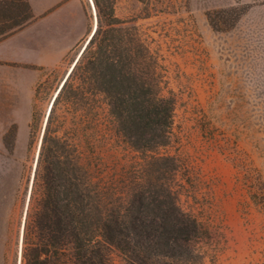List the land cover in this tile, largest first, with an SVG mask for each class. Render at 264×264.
I'll list each match as a JSON object with an SVG mask.
<instances>
[{
    "label": "rangeland",
    "instance_id": "rangeland-1",
    "mask_svg": "<svg viewBox=\"0 0 264 264\" xmlns=\"http://www.w3.org/2000/svg\"><path fill=\"white\" fill-rule=\"evenodd\" d=\"M6 2L14 13L17 1ZM71 6L85 16V31L67 54L51 67L36 66L27 89L22 83L32 77L19 68L0 75V264H23L53 104L98 28L100 8L138 28L158 58L161 85L174 94L176 110L170 143L144 154L124 143L100 97L89 123L94 150L114 164L115 175L124 156L137 175L146 155L175 157V177L168 181L200 226L189 260L181 263L264 264V0H70L60 13L70 15ZM77 24L67 17L55 28L56 38H67ZM65 115L70 126V111L62 108L52 116ZM110 264H127L117 248L110 250Z\"/></svg>",
    "mask_w": 264,
    "mask_h": 264
},
{
    "label": "trees",
    "instance_id": "trees-1",
    "mask_svg": "<svg viewBox=\"0 0 264 264\" xmlns=\"http://www.w3.org/2000/svg\"><path fill=\"white\" fill-rule=\"evenodd\" d=\"M6 1L0 0V39L34 19L29 0H16L14 13ZM79 53L44 136L36 174L40 197L28 214L23 264H110L112 248L127 264H171L165 257L183 264L200 226L168 181L175 177V157L146 155L137 175L124 156L115 175L114 164L94 150L89 124L103 97L128 148L148 154L168 145L176 99L161 85L158 58L137 27L101 8L98 28ZM62 108L73 114L70 126L67 115L52 116Z\"/></svg>",
    "mask_w": 264,
    "mask_h": 264
},
{
    "label": "crops",
    "instance_id": "crops-1",
    "mask_svg": "<svg viewBox=\"0 0 264 264\" xmlns=\"http://www.w3.org/2000/svg\"><path fill=\"white\" fill-rule=\"evenodd\" d=\"M67 1L70 0L48 4L39 0H29L34 19L0 39V66H2L0 68H3L0 69V75L11 66L19 68L21 75L32 77L31 80H25L22 83V86L27 89L36 79V72L39 70L36 66L42 69L51 67L55 59L62 58L71 50L78 36L85 31V16L80 13V10L75 11V9L78 10L76 6H71L73 9L70 15L61 14L60 7ZM67 17L75 18L78 21V28H73L70 36L60 41L56 38L59 34L55 33V28L60 29ZM80 28L81 32H78ZM16 73L18 71H15Z\"/></svg>",
    "mask_w": 264,
    "mask_h": 264
},
{
    "label": "water",
    "instance_id": "water-1",
    "mask_svg": "<svg viewBox=\"0 0 264 264\" xmlns=\"http://www.w3.org/2000/svg\"><path fill=\"white\" fill-rule=\"evenodd\" d=\"M67 79V78H66ZM59 92H60V89H59V91H58V94H59Z\"/></svg>",
    "mask_w": 264,
    "mask_h": 264
}]
</instances>
